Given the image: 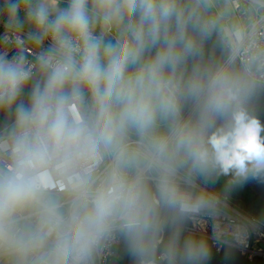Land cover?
<instances>
[{
  "label": "clouds",
  "instance_id": "clouds-1",
  "mask_svg": "<svg viewBox=\"0 0 264 264\" xmlns=\"http://www.w3.org/2000/svg\"><path fill=\"white\" fill-rule=\"evenodd\" d=\"M201 4L0 0V110L15 105L0 252L100 264L123 245L133 264H206L186 226L208 216L226 235L209 185L264 176V126L245 106L250 75L205 59Z\"/></svg>",
  "mask_w": 264,
  "mask_h": 264
},
{
  "label": "built area",
  "instance_id": "built-area-1",
  "mask_svg": "<svg viewBox=\"0 0 264 264\" xmlns=\"http://www.w3.org/2000/svg\"><path fill=\"white\" fill-rule=\"evenodd\" d=\"M233 8L239 14L242 24L237 31L220 33L232 51V57L238 61L253 81L264 88V0H232ZM3 25L0 23V34ZM48 41H45V48ZM0 138L7 139L5 132ZM0 142H3L0 140ZM9 158L6 152H0V171L6 168ZM222 198L225 195H222ZM205 223L189 222L187 231L197 237L207 239L215 252L221 254L225 249L236 250L250 263L262 260L264 263V222L249 211L239 208L226 196V201L218 217L226 235L216 241L213 238V218L205 216ZM25 224L34 223V218L24 220ZM187 233V232H186ZM120 245H114L106 253L100 264H112ZM0 264H16L15 258L7 252H0ZM221 264H231L224 262Z\"/></svg>",
  "mask_w": 264,
  "mask_h": 264
},
{
  "label": "water",
  "instance_id": "water-1",
  "mask_svg": "<svg viewBox=\"0 0 264 264\" xmlns=\"http://www.w3.org/2000/svg\"><path fill=\"white\" fill-rule=\"evenodd\" d=\"M200 11L203 18L211 22L210 31L204 37L203 49L205 59L217 65L225 64L230 61L231 66L234 69L245 72L238 61L232 57L231 49L225 43V40L211 20L203 4H201ZM29 59L34 60V58L31 56H29ZM28 97L29 90L26 89L22 93L20 101L27 104ZM245 106L252 115L256 116L260 120L261 125L264 126V88H262L255 81H253V89L245 101ZM14 110L15 105L13 106L12 111L5 112L4 110H0V135L13 125ZM261 135L264 136V131L261 132ZM242 183L247 186V188L250 190V192H252V194H254L255 197L264 203V176H249Z\"/></svg>",
  "mask_w": 264,
  "mask_h": 264
},
{
  "label": "rangeland",
  "instance_id": "rangeland-1",
  "mask_svg": "<svg viewBox=\"0 0 264 264\" xmlns=\"http://www.w3.org/2000/svg\"><path fill=\"white\" fill-rule=\"evenodd\" d=\"M202 4L221 34L228 31H237L241 27L242 20L233 8L232 0H202ZM10 128L5 131V134L9 132ZM229 180L230 177L222 176L215 184L209 185V188L210 190L228 196L239 208L249 211L264 222V203L255 197L243 183L233 185L229 188ZM226 189L227 191H225ZM126 258L127 256L123 255L119 248L116 259L126 260Z\"/></svg>",
  "mask_w": 264,
  "mask_h": 264
},
{
  "label": "trees",
  "instance_id": "trees-1",
  "mask_svg": "<svg viewBox=\"0 0 264 264\" xmlns=\"http://www.w3.org/2000/svg\"><path fill=\"white\" fill-rule=\"evenodd\" d=\"M209 244H210V242H209ZM210 247H211V256L207 260L206 264H221L224 262H228L231 264H264L262 260H256L255 262L250 263L247 260H245L236 250H233V249L227 248L221 254H217L215 252V250L213 249V247L211 246V244H210ZM119 248L121 249V253L123 255L127 256V258H126V260H117L115 258L113 260L112 264H133L132 258L125 251V249L123 248V245H120L118 247V250H119ZM217 257L219 258V260Z\"/></svg>",
  "mask_w": 264,
  "mask_h": 264
}]
</instances>
